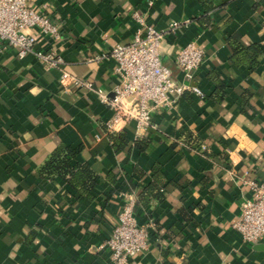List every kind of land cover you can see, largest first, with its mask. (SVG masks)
I'll use <instances>...</instances> for the list:
<instances>
[{"label":"crops","instance_id":"0c3cea01","mask_svg":"<svg viewBox=\"0 0 264 264\" xmlns=\"http://www.w3.org/2000/svg\"><path fill=\"white\" fill-rule=\"evenodd\" d=\"M28 2L60 28L57 41L36 35L35 50L57 52L67 73L107 99L119 83L112 48L146 27L163 33L160 60L172 79L203 97L185 92L172 108L154 111L144 131L126 123L114 133L127 144L114 151L105 129L112 111L95 93L62 91L58 70L46 71L32 54L1 52L0 264H109L99 246L128 195L138 224L155 223L148 249L128 264H264V237L244 243L233 228L251 197L246 182L264 180V0H214L207 14L198 0ZM172 22L180 26L170 30ZM190 42L203 61L188 82L174 59ZM249 46L260 49L257 65L234 64L233 49ZM186 133L196 150L182 143ZM142 139L148 143L140 151L135 142ZM62 146L77 152L72 164L87 165L96 177L89 197L41 175ZM155 166L164 198L137 203Z\"/></svg>","mask_w":264,"mask_h":264},{"label":"built area","instance_id":"2783aa9c","mask_svg":"<svg viewBox=\"0 0 264 264\" xmlns=\"http://www.w3.org/2000/svg\"><path fill=\"white\" fill-rule=\"evenodd\" d=\"M135 17L143 25V20ZM179 26V23L172 22L169 29L175 30ZM36 35L54 41L61 38L59 25L34 11L28 0H0V53L10 48L18 59L32 54L46 71H59L62 91L74 89L95 93L112 111V117L105 125L107 134H113L130 121L135 123L138 131L146 130L151 126L154 111L172 108L185 92L203 97L196 86L176 83L170 71L161 65L159 46L163 33L153 27H146L144 33L138 30L131 43L112 48L110 55L115 61L119 83L113 88L111 100L101 90L95 89L91 82L67 73L62 58L54 50H35ZM202 61V49L192 42L180 48L174 59L183 81L188 82ZM246 184L251 197L241 203L240 215L233 228L244 243L252 244L264 237V180H249ZM134 203V196L128 195L115 226L99 246V250L107 251L109 264H128L131 258L148 249L149 229L154 230L155 223L148 220L146 224L139 225L134 216Z\"/></svg>","mask_w":264,"mask_h":264},{"label":"trees","instance_id":"16d2710c","mask_svg":"<svg viewBox=\"0 0 264 264\" xmlns=\"http://www.w3.org/2000/svg\"><path fill=\"white\" fill-rule=\"evenodd\" d=\"M214 0H198V2L204 7L205 14L211 11L214 6L212 2ZM208 20L207 16L200 19L201 24L203 21ZM260 49L257 46H249L247 48L236 47L233 49L231 60L234 64L247 65L250 69H253L256 65V57L258 56ZM216 89L215 94L222 84L219 80H215ZM108 138L114 151L123 149L127 144L126 136L121 133L109 134ZM148 141L142 139L135 142L136 148L143 151L146 148ZM182 143L189 149L196 150L199 145L190 133H186L182 139ZM77 152L68 147L62 146L54 151L50 158L42 166L40 172L42 176L49 178H59L71 188L75 189L80 197H89L90 190L95 185L96 177L89 169L87 165H80L78 163L72 164ZM137 172V170H135ZM153 181L146 186L137 196L136 202H141L143 205L148 202L149 198L155 197L158 201H161L163 197V184L159 180L160 173L158 166L153 168ZM142 175V173H138ZM155 191V192H154ZM155 194H154V193ZM136 205V204H135ZM135 205L134 209L135 210Z\"/></svg>","mask_w":264,"mask_h":264}]
</instances>
